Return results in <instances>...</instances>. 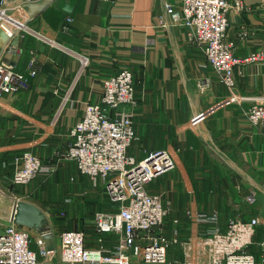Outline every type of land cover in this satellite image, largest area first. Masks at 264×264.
<instances>
[{
    "label": "crops",
    "instance_id": "0c3cea01",
    "mask_svg": "<svg viewBox=\"0 0 264 264\" xmlns=\"http://www.w3.org/2000/svg\"><path fill=\"white\" fill-rule=\"evenodd\" d=\"M244 2V11L230 15L234 53L263 56L235 64L233 86L206 63L202 46L188 39L186 26L169 23L164 0H77L70 13L53 2L28 20L30 29L51 42L25 31L12 51L15 70L27 74L32 66L36 72L27 88L0 96V164H5L0 165V185L10 200L0 208V221L9 220L14 201L22 198L45 212L51 235L73 227L83 228L88 237L96 234L87 220L92 212L83 211L77 218L74 206L72 217L56 221L34 198L41 180L53 176L58 184L67 171L79 172L74 160L64 157L72 140L70 128L87 103L99 100L103 79L127 67L136 89L135 102L120 106L133 113L136 138L129 154L140 160L165 150L175 163L146 186L169 205L165 233L172 237L177 230L178 242L168 247V260L199 259V252L190 254L185 245L210 227L195 220L198 213L218 211L222 229L232 217L259 215L264 222V123L254 124L246 115L252 104L264 102V0ZM162 14L164 24L159 21ZM67 15L72 17L69 29L62 30ZM243 25L246 34L240 35ZM198 114L203 117L193 123ZM24 150L38 154L50 169L14 185L12 160ZM79 174L82 183L72 189L74 205L85 193L83 200L95 203L96 189L104 191V182ZM252 193L255 201L250 203L247 196ZM257 227L254 237L264 224ZM105 238L110 245L113 234ZM259 243L264 248V238Z\"/></svg>",
    "mask_w": 264,
    "mask_h": 264
},
{
    "label": "built area",
    "instance_id": "2783aa9c",
    "mask_svg": "<svg viewBox=\"0 0 264 264\" xmlns=\"http://www.w3.org/2000/svg\"><path fill=\"white\" fill-rule=\"evenodd\" d=\"M29 1L36 0H0V27L10 36L0 52V96L27 88L29 76L36 72L32 66L27 74L14 69L10 39L26 31L51 42L16 15ZM164 4L169 23L187 27L188 39L202 46L206 63L213 66L226 85L235 84V64L263 56L253 53L241 58L234 53L235 42L228 34L230 15L244 11V0H164ZM71 19L66 16L62 30L69 29ZM159 21L165 23L163 14L159 15ZM239 33L246 34L244 25ZM135 93L134 74L127 67L104 78L99 100L87 103L82 116L71 126L72 140L64 152L65 158L74 160L80 173L104 182L117 208L96 210L87 218L96 233L92 237L83 228H63L56 234L58 243L49 246L44 234L37 232L34 242L39 258L30 248L32 228L13 222L11 217L0 221V264H264V256L258 261L249 250L257 226L264 224L261 217L254 215L248 220L232 217L227 220L226 229H222L218 211L194 216L210 226L206 234L185 242L190 254L199 252L198 260H168V247L178 242L177 230L172 237L165 233L169 205L162 194L150 192L146 186L175 163L165 150L152 152L140 160L129 154L128 148L136 138L133 113L120 106L134 103ZM246 115L254 124L264 123V102L252 104ZM202 117L198 114L192 122L197 123ZM12 164L14 185L25 184L50 169L30 150L15 156ZM247 201L254 202L255 194L248 195ZM106 233L113 234L110 245L105 243Z\"/></svg>",
    "mask_w": 264,
    "mask_h": 264
},
{
    "label": "rangeland",
    "instance_id": "374dc122",
    "mask_svg": "<svg viewBox=\"0 0 264 264\" xmlns=\"http://www.w3.org/2000/svg\"><path fill=\"white\" fill-rule=\"evenodd\" d=\"M3 31L5 30L3 29ZM2 48L3 46L0 47V50H2ZM72 173L74 175V179L71 178L72 180H70L69 175ZM55 182L56 181L53 178V176L47 177L45 180H41L39 184H37L36 195L34 198L41 207L47 210L49 209V213L50 211L51 213H53V214H50V217L52 220L59 221V220H63V218L72 217L73 215L72 212H74L73 211L74 206L77 209L76 210L77 218H79L83 211H88V212L90 211L92 213L96 210L109 211V210H112L116 205V204H113L114 201L110 199L108 192L105 188H104V191L100 188L96 189L98 195H97V200L95 201V203L92 204L91 200H88V199L83 200L84 198L83 195L87 194L85 193L80 198V200L82 201L81 202L76 201L74 205L73 197L75 196V194L72 192V189L74 188L75 185L77 186L78 183L79 184L82 183V179L80 180V174L79 172H77V170L73 171L71 169L70 171H67V173L64 176H62V178L59 179L58 184ZM97 185H99V183H97ZM5 188H6L5 185H0V208L1 210L3 208L5 209L6 207L10 205V200L5 196V192L7 194V191ZM2 191H4V193ZM66 198H69V199H66ZM1 200L3 201L1 202ZM249 207L254 208V206H252L251 204H249ZM1 214L2 213L0 211V219H2ZM60 214L61 216H59ZM263 216H264V211H263ZM187 220L188 219H185V218L182 219V221L184 222L186 221V224H185L186 226H188V224L190 223V221L189 220L187 221ZM261 231L262 232H260L257 237H254L253 243L249 246V250L252 251L256 255L258 261L262 260L261 255L262 253H264V248L259 243L264 238V230H261ZM36 234H37V231L32 228L31 234H30V238H31L30 248L36 252L37 258H39L38 246L34 242V236ZM51 236L52 237L50 238L48 243L51 245H55L56 243H58V238L56 237L55 232Z\"/></svg>",
    "mask_w": 264,
    "mask_h": 264
},
{
    "label": "water",
    "instance_id": "95a60500",
    "mask_svg": "<svg viewBox=\"0 0 264 264\" xmlns=\"http://www.w3.org/2000/svg\"><path fill=\"white\" fill-rule=\"evenodd\" d=\"M77 0H36L25 2L18 10L16 15L22 16L27 23L33 17L38 16L41 12L47 8L50 4L55 2V6L64 12L70 13ZM18 35H14L10 40L12 44V51H16L15 45L17 43ZM10 36L3 31L0 27V47L8 41ZM11 219L13 222L28 226L35 229L37 232L44 234L46 243L50 246L49 240L51 236V230L48 225L47 216L45 212L33 202L17 198L14 201L13 209L11 212Z\"/></svg>",
    "mask_w": 264,
    "mask_h": 264
},
{
    "label": "bare ground",
    "instance_id": "6f19581e",
    "mask_svg": "<svg viewBox=\"0 0 264 264\" xmlns=\"http://www.w3.org/2000/svg\"><path fill=\"white\" fill-rule=\"evenodd\" d=\"M2 29H3V28H2ZM6 42H7V41H6ZM6 42H5V43H6ZM5 43H4V45H5ZM4 45H3V46H4ZM10 45H11V46H10V49H11V48H12L11 40H10ZM2 49H3V48H2ZM1 51H2V50H0V52H1Z\"/></svg>",
    "mask_w": 264,
    "mask_h": 264
}]
</instances>
